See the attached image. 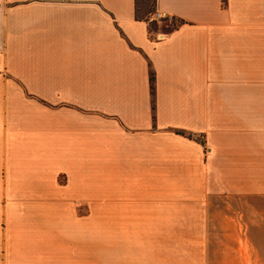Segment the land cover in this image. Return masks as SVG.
<instances>
[{"label": "crops", "instance_id": "crops-1", "mask_svg": "<svg viewBox=\"0 0 264 264\" xmlns=\"http://www.w3.org/2000/svg\"><path fill=\"white\" fill-rule=\"evenodd\" d=\"M156 12L177 24L0 0V264H155L162 233L264 183V0Z\"/></svg>", "mask_w": 264, "mask_h": 264}, {"label": "rangeland", "instance_id": "rangeland-1", "mask_svg": "<svg viewBox=\"0 0 264 264\" xmlns=\"http://www.w3.org/2000/svg\"><path fill=\"white\" fill-rule=\"evenodd\" d=\"M146 16L151 35L171 27V20L160 22L166 17H158L157 12ZM259 187L256 194L231 192L211 198L207 215L195 217L202 230L178 232L173 242L162 233V247L152 249L151 259L156 255L155 264H264V183ZM98 236L99 251L103 252L105 233ZM100 255L101 259L105 253ZM141 258L143 264H154Z\"/></svg>", "mask_w": 264, "mask_h": 264}, {"label": "trees", "instance_id": "trees-1", "mask_svg": "<svg viewBox=\"0 0 264 264\" xmlns=\"http://www.w3.org/2000/svg\"><path fill=\"white\" fill-rule=\"evenodd\" d=\"M141 4H142V9H141ZM142 11V13H141ZM156 12V0H135V19L139 21H145L148 23V31L150 33V24L148 18L146 15H151ZM169 21L168 18L161 19L160 22H167ZM155 23L153 20L152 23ZM172 26H175V20L171 21ZM159 31V30H158ZM162 31V30H160ZM151 83L153 81V78L151 76L150 79Z\"/></svg>", "mask_w": 264, "mask_h": 264}, {"label": "built area", "instance_id": "built-area-1", "mask_svg": "<svg viewBox=\"0 0 264 264\" xmlns=\"http://www.w3.org/2000/svg\"><path fill=\"white\" fill-rule=\"evenodd\" d=\"M157 16L160 17L161 15H159V14L157 13ZM163 17H164V16H163Z\"/></svg>", "mask_w": 264, "mask_h": 264}]
</instances>
